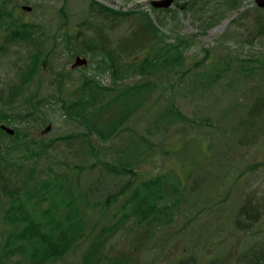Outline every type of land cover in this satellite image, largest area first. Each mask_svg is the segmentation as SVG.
Wrapping results in <instances>:
<instances>
[{
  "label": "rangeland",
  "instance_id": "374dc122",
  "mask_svg": "<svg viewBox=\"0 0 264 264\" xmlns=\"http://www.w3.org/2000/svg\"><path fill=\"white\" fill-rule=\"evenodd\" d=\"M92 1L0 0L7 9L0 16V46H5L0 50V95L6 97L19 84L21 68L38 44L11 39L12 30L22 23L32 24L37 42L45 49L38 74L22 87L15 105L2 104L0 109L26 115L34 111L29 103L48 100L42 114L47 121L34 111L24 125L41 142L33 146L36 154L26 149L20 160L24 168L7 174L9 184L27 177L30 167L38 180L56 173L80 175L78 189L88 200L80 207L89 213L88 224L98 221L99 228H109L121 221L106 230L103 264H248L250 254L264 250V32L260 33L264 8L255 0H234L235 4L233 0H173L167 8H155V0H95L118 11L138 12L113 19L112 14L98 13L99 5ZM154 9L164 11L160 18ZM143 13L152 15L170 42L186 41L184 61L145 78L138 71H128L114 83L107 62L99 65L107 58L103 49L88 46L102 47L104 39L107 50L118 55L120 44L133 34V41L137 38L143 49L123 54L120 61L126 65L143 59L150 46L148 32L136 28V19L145 26ZM77 56L86 58L87 64L72 68ZM60 74L66 75L65 86L59 83ZM85 77L112 88L101 96L104 101L136 81L150 78L154 86L122 129L104 140L69 117L57 99L61 89L74 96ZM32 94L35 100H27ZM170 107L187 120L165 116ZM118 111L119 105L112 101L100 121L108 122ZM2 123L18 124L12 118ZM48 125L51 128L45 132ZM62 136L70 138L57 139ZM10 143L0 136V146ZM126 165L133 171L123 169ZM159 178L166 196L154 200L161 199L163 205L174 202L171 209L151 214L144 222L135 215L125 216L135 204H126V199L133 193L145 196L149 184H160ZM128 182L126 194L105 210L106 198ZM161 187L157 191L162 192ZM6 207L0 191V242L14 231L2 217ZM88 246H73L53 264H84ZM19 261L27 264L29 258L16 254L8 264Z\"/></svg>",
  "mask_w": 264,
  "mask_h": 264
},
{
  "label": "trees",
  "instance_id": "16d2710c",
  "mask_svg": "<svg viewBox=\"0 0 264 264\" xmlns=\"http://www.w3.org/2000/svg\"><path fill=\"white\" fill-rule=\"evenodd\" d=\"M92 2L99 5V8L96 9L98 13H104L107 16L112 14L113 19L116 17L124 19L132 14H138V12L133 11L123 12L111 9L95 0ZM232 4H235L234 0ZM5 11H7V9H5L4 6H0V16L5 13ZM154 11L157 13L158 18H160V14L164 12L156 9H154ZM140 16L146 18V23L145 26L142 27L136 19L138 24L136 27L137 31H141L143 34L148 32L147 36L150 43V46L147 47L149 53L143 59L138 58L139 61L129 62L126 65L120 61L123 54L129 56L134 50H140V53L143 49L137 44V38L133 41V34L127 37L124 43L120 44V54L118 55L107 50V43L104 39L101 41L102 47L99 45L88 46V49L91 50L97 48L103 49L102 52L107 58L102 61L100 60L99 65L101 62H107L109 69L112 70L114 83L123 80L124 75L128 74V71H138L140 77L145 78L151 75L153 76L154 73L160 71L162 67L171 69L182 64L184 61L182 46L186 44V41L181 40L179 43L178 40L175 44L170 42L168 38L162 36L164 34L151 14L143 13ZM34 31L32 24L22 23L11 32V35H13L11 39L20 37L21 40L38 44L36 49L34 48L33 50L30 61L25 67L21 68V79L19 84L13 86L6 97L0 95V105H15L18 97L21 96L22 87L28 84L39 72L38 67L41 62L40 58L44 55L45 49L43 45L37 42ZM262 32H264V26L260 29V33ZM11 39L8 41H12ZM1 49H5V46H0V50ZM102 69L104 68L102 67ZM60 75L61 78L59 83L61 86H65L64 80L66 75ZM127 85L128 86L123 87L124 90H120V92L110 99L104 101L101 96L107 95V92L112 90V88L102 86L100 81L95 77H85L77 89L72 92L74 96H71V94H66V96L61 89L58 92L57 99L60 101L61 107L69 117L85 123L104 140H109L122 129L123 124L133 111L143 104L144 95L154 86V82L149 78L143 82L136 81L132 85ZM104 90L106 93H102ZM34 96V94L29 95L27 100L29 97L35 100ZM47 101L48 100L45 98H38L29 103L34 108V114L43 117L44 121H47V118L42 116V114L44 107H46L48 103ZM112 101L119 105L118 114L108 120V122L100 121L102 111L105 110ZM257 105V110H259L261 105ZM33 112L31 111L26 115H19V113H6V111L3 112L0 109V121L9 123L12 118L18 123L14 126L16 133L13 136L6 134L0 129V136L8 137L13 142L0 146V191L7 199V207L2 217L14 227V231L10 233L8 237L2 236V238H6L3 242H0L2 245L0 264H8L12 257L20 253H24V255L29 258L27 264H53L54 262L57 263L59 260H62L73 246L85 243H88L89 246L83 255L84 264H103L104 260L107 258L108 250V242L105 241L106 238L104 239L106 230L112 229V226H118L121 221L113 222L109 228L107 226L99 228L98 221L88 224L87 217L89 213L87 209H82L80 207L81 202L88 201L86 194H83L78 189L80 175L74 176L69 173H56L53 177L41 178L38 180L34 178V170L30 167L27 177L23 178V180H17L14 186L9 184L10 178L7 174L20 173V170L24 168L20 160L24 159L23 157L25 156L24 152L26 149L31 155L36 154L33 146L41 143L38 138L35 139V137L31 136L26 128L24 129V125L33 115ZM171 114L181 120L186 119L178 109H176V112H173L170 107V110L169 108L166 110L165 116H170ZM34 119L37 118L34 117ZM68 138H70V136H62L57 139L65 140ZM45 146H48V144ZM107 167L114 170V167L110 165ZM123 169L129 172L133 171L131 167L127 165L124 166ZM161 183L162 180L160 179V184H149L148 187L150 188V192L145 196L133 193L129 201L126 199V204L127 202H135V204L132 205L131 209L125 212L124 215H135L144 222L151 217V214L159 215L171 209L174 202L163 205L159 202L161 199L158 202L154 200V196L161 195L164 198L166 196V192L163 187H161ZM129 185H131L130 182H128V185L126 184L116 193H112L106 198L103 203L105 210L110 208L118 197L126 194L127 190L130 188ZM158 187H161L162 192L160 190L157 191L156 188ZM160 192L161 194H159ZM125 206L126 205H124V207ZM244 211L245 213L248 212L246 209H244ZM117 212L118 211H116V213ZM119 219H121V217H119ZM262 263L264 264V250L249 255L248 264ZM18 264H22V262L19 261ZM61 264H63V261H61ZM113 264H116V262L114 261Z\"/></svg>",
  "mask_w": 264,
  "mask_h": 264
},
{
  "label": "water",
  "instance_id": "95a60500",
  "mask_svg": "<svg viewBox=\"0 0 264 264\" xmlns=\"http://www.w3.org/2000/svg\"><path fill=\"white\" fill-rule=\"evenodd\" d=\"M255 2L260 8H264V0H255ZM172 3H173V0H155L152 2L155 8H167L171 6ZM23 8L31 9V7L29 6H23ZM85 64H87V59L77 56L75 62L72 65V68L76 66H82ZM0 128L9 135H14L16 133L15 128L8 126L6 124H0ZM50 128H51V125H48L44 131L47 132Z\"/></svg>",
  "mask_w": 264,
  "mask_h": 264
}]
</instances>
